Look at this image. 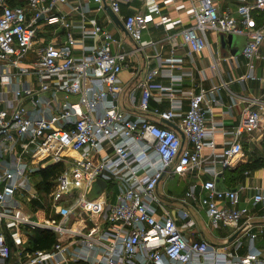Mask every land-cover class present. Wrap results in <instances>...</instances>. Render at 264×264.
Returning a JSON list of instances; mask_svg holds the SVG:
<instances>
[{"label":"built area","instance_id":"1","mask_svg":"<svg viewBox=\"0 0 264 264\" xmlns=\"http://www.w3.org/2000/svg\"><path fill=\"white\" fill-rule=\"evenodd\" d=\"M10 1L0 0V264H11V242L23 250L21 227L55 233L51 248L30 250L21 264H264L254 246L235 259L232 252L219 253L206 240L186 239L156 193L164 177L200 171L206 148L214 159L220 158L223 168L230 167L242 153L243 135L264 128V88L259 97H241L244 107L230 131L232 141L218 153L217 128L206 120L218 85L190 93L188 108L181 110L184 93L173 84L181 81L174 70L182 61L171 56L166 70L147 67L141 77L133 72L134 89L141 95L137 100L131 92L126 108L119 74L130 68L129 58L125 51L112 52V43H121L109 30L84 18L69 24L60 11L68 0ZM93 1L103 8V0ZM106 1L136 51L146 46L143 31L154 17L161 24L171 22L162 16L158 0ZM133 1L142 2L146 10L122 16L121 4ZM262 11L264 0H241L235 14L220 11L214 0H198L191 9L194 23L181 31L182 44L190 52L209 50L213 57L209 32L243 35L248 73L238 80L264 84V76L254 71L264 44V19L257 18ZM39 24L73 31L62 44L51 41L38 48ZM86 39H92V45ZM172 45L175 49L179 43ZM30 52L35 59L23 63ZM211 67L218 68L214 57ZM158 75L168 76L171 84L155 85ZM155 90L168 95V109H149ZM49 165L60 168L47 193L57 217L33 220L23 203L39 198L31 176ZM98 178L107 183L103 198L89 200ZM114 187L118 192L112 202ZM201 188L200 204L210 224L238 232L232 248L241 246L243 235L253 242L257 233L252 207L264 208V192L254 187L241 204L238 189L219 191L214 178ZM194 190L191 186L186 196L194 199ZM177 215L186 219V227L195 225L187 210L179 209Z\"/></svg>","mask_w":264,"mask_h":264},{"label":"crops","instance_id":"2","mask_svg":"<svg viewBox=\"0 0 264 264\" xmlns=\"http://www.w3.org/2000/svg\"><path fill=\"white\" fill-rule=\"evenodd\" d=\"M158 1L162 7V16L169 18L171 22L161 24L159 23V17H154V20L149 22L148 26L143 31L142 39L147 44L142 52L136 51V43L131 40L124 29L120 28L111 19L105 7L103 6L102 9H98V5L93 0H68L67 4L60 8V11L64 14L69 24L76 25L82 18L86 20H95L103 28L109 30L116 40L120 41L121 46L112 43L111 49L114 53L125 51L128 54L130 68L123 70L119 74L120 82L124 86L121 98L126 108L130 106L129 96L131 92L137 100L141 95L140 90L134 89L135 87L132 81L133 72L137 71L141 77L145 74L147 67L160 66L161 69L166 70L168 69V60L171 56H176L182 61L179 67L174 70L175 75L181 76V81L173 84L177 90L184 93V96L180 97L181 110L184 111L188 108L190 93L197 92L199 87L211 88L218 85L219 89L214 93L216 103L212 105V111H206V120L208 126L214 124L217 128L214 132V140L216 143V152L220 153V150L232 141L230 131L241 118L242 109L244 107V103L241 102V97L261 96L264 84L260 81L250 79L243 82L238 80L240 76H244L248 73V60L242 53L237 56L230 55L228 57H222L219 52V46L216 52L212 44L215 43L219 45V35L211 32L212 41L209 37L211 50L214 55L213 57L218 64L217 69L211 67L213 57L209 50L190 52L189 48L182 44L181 31L194 23L191 9L198 0ZM214 1L220 11L229 9L234 14L236 7L241 3V0ZM17 3L22 4L24 0L10 1L12 5ZM145 10L146 8L142 2L133 1L130 4H121L120 14L125 17L137 11L142 12ZM263 19L264 17L262 16L260 22H262ZM69 31H73V29L64 28L60 25L45 26L44 24H39L37 44L44 45L51 41L62 44ZM127 36L131 40L132 45L126 43L125 39ZM174 41L179 43V46L175 49L172 47ZM92 43V39H86L87 45H92ZM33 56L35 58V54H33ZM32 61L33 60L27 62L24 59L23 63H30ZM222 61L227 63L226 69L222 68ZM254 64L256 75L259 77L264 76V44L260 47L259 57L254 60ZM154 84L169 86L171 81L166 75H158L154 79ZM169 107L170 103L166 93L157 90L152 92V98L149 104L150 110L153 108L168 109ZM262 121L264 122V117ZM242 146L243 151L241 155L227 168H223L220 158L214 159V156H211L210 150L206 148L204 151L205 160L202 163L200 171H192L185 175H176V177H173L174 179H166L164 177L159 182L156 193L161 198L162 202L165 203V206L172 211V214L176 218V223L186 239L206 240L211 243L219 253L224 254L232 252L235 259H242L249 248L254 246L262 252L260 260L263 263L264 208L261 205L252 207L253 214L255 215L253 231L257 233L256 238L251 242L247 235H243L241 237V246L238 249H233L232 242L235 240L236 236H238V232L228 226L211 225L206 217L205 208L200 204V197L204 195L201 184L208 179L214 178L215 180L219 173H222V182L225 187L239 190L241 204L250 197L254 191V187H259L261 191L264 192V128L251 134H244ZM213 166H215V169ZM36 173L31 176L32 183H35L33 178L38 175ZM170 181L172 182L167 186ZM35 184L39 190V197L41 196L40 192L48 196L47 193L39 189V182ZM191 186L195 188L194 199L186 196ZM179 209L189 212L190 216L195 221L193 227L185 226L186 219L177 215ZM25 211L33 220H41V218L37 216V211L43 214L45 212L40 209L34 212L27 208H25ZM47 217L48 216H46V218ZM19 231L21 233V239L23 240V250L18 251L11 242L13 251L11 264L24 263L28 259L29 251L32 250L31 242L34 230L21 227ZM235 233H237V235L231 239ZM80 263L86 264L84 262ZM211 263V261H208V264Z\"/></svg>","mask_w":264,"mask_h":264},{"label":"rangeland","instance_id":"3","mask_svg":"<svg viewBox=\"0 0 264 264\" xmlns=\"http://www.w3.org/2000/svg\"><path fill=\"white\" fill-rule=\"evenodd\" d=\"M211 32H209L208 33V35H209V37H210V39H211ZM229 35H233L235 38H236V40L234 39V37H233V41L235 40V47H238V48H244V46H245V44H246V37L245 36H243V35H237V34H229ZM128 37V36H127ZM126 37V39H125V41H126V43H128L129 45H132V43H131V40L129 39V37L127 38ZM211 41H212V39H211ZM213 45V48H214V50L217 52L218 51V46L219 45H217V44H215V43H213L212 44ZM35 47H38L39 48V45H35ZM225 50H220V46H219V52H220V55L222 56V57H224L223 56V52H224ZM228 52H229V50H228ZM228 55V54H227ZM35 58H34V56H33V53L32 52H30V54L28 55V57H26L25 58V61H31V60H34ZM228 65H229V62H228ZM221 66H222V68L223 69H226L227 68V63L226 62H224V61H222L221 62ZM242 151H243V149H242ZM36 174H38V175H36L33 179H34V181H35V183H41L40 181H41V177H40V175H39V171L36 173ZM176 177V176H175ZM174 179V178H173ZM172 181H170V182H168V184H167V186L171 183ZM168 188V187H167ZM38 190V189H37ZM39 191V190H38ZM117 192H118V190L116 189V187H114V189L112 190V198L110 199L112 202H114V200H115V196H116V194H117ZM97 193H98V188L97 187H95L94 188V190H93V187L91 188V190L89 191V194H88V196L89 197H94V196H96L97 195ZM40 194H41V196L39 197V198H26V200H24V203H23V205L28 209V210H33L34 212H35V210H38V209H40V210H43V211H45L46 213H47V219H53V218H56L57 217V215L55 214V211L53 210L54 208L52 207V203H51V201L49 200V197L47 196V195H44L42 192H40ZM103 198V196H101L99 199H102ZM44 212V213H45ZM222 229H225V228H222Z\"/></svg>","mask_w":264,"mask_h":264},{"label":"trees","instance_id":"4","mask_svg":"<svg viewBox=\"0 0 264 264\" xmlns=\"http://www.w3.org/2000/svg\"><path fill=\"white\" fill-rule=\"evenodd\" d=\"M264 17V11L259 13L257 18ZM259 18V22H260ZM263 21V20H262ZM60 168L58 165H49L46 168L42 169L39 174L41 175V183H39V189L43 190L45 193H50L52 189V182L55 179L56 175L58 174ZM37 211V210H36ZM41 219L46 218V213H39L36 212ZM55 241V235L52 231L46 229L41 230L37 229L33 231L32 235V242H31V249H49ZM74 264H82L80 262Z\"/></svg>","mask_w":264,"mask_h":264},{"label":"water","instance_id":"5","mask_svg":"<svg viewBox=\"0 0 264 264\" xmlns=\"http://www.w3.org/2000/svg\"><path fill=\"white\" fill-rule=\"evenodd\" d=\"M103 3H104V7L105 9L107 10V13L110 15L111 19L122 29H124V26L122 24V22L119 20V18L117 17V15H115L112 10L110 9L109 5L106 3V0H103ZM233 35H226V34H219V46H220V50H225L223 52V56L224 57H228L230 55L232 56H237L239 54L242 53V48H238V47H235V40L236 38L234 37V41L232 40L233 39ZM229 50V52H228ZM228 54V55H227ZM174 126V125H173ZM176 128V127H175ZM177 129V128H176ZM178 130V129H177ZM179 133L181 134V138L184 139V135L182 132H180V130H178ZM215 185H216V189L219 190V191H223V190H234V189H230V188H227L223 185V182H222V173H219L217 176H216V179H215ZM106 186H107V183L105 180L101 179V178H98L96 180V182L93 184V190L95 187L98 188V193L96 196L94 197H89L88 196V199L89 200H93V199H96L98 198L99 196H101V194L104 192V190L106 189ZM237 235V233H235L232 237L234 238L235 236Z\"/></svg>","mask_w":264,"mask_h":264}]
</instances>
